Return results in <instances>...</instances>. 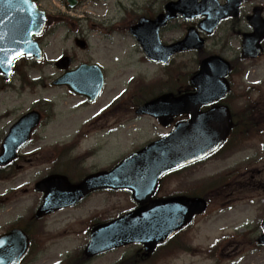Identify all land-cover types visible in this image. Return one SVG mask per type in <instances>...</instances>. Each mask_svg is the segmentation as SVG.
<instances>
[{
  "label": "rangeland",
  "instance_id": "374dc122",
  "mask_svg": "<svg viewBox=\"0 0 264 264\" xmlns=\"http://www.w3.org/2000/svg\"><path fill=\"white\" fill-rule=\"evenodd\" d=\"M38 1L47 11L55 12L62 7L61 0ZM97 1L93 5L87 2L85 10L76 12L92 18L84 23L86 38L89 47L97 50L106 61V88L95 103L81 105L82 99L70 93L66 87L50 86V81L59 72L47 64L48 62L35 65L33 60H23L17 65L11 84L4 87L5 85L0 83V113H11L0 120V135L6 130L8 123L29 109L36 108L42 114V124L33 135L32 145L27 148L36 150L37 156L32 162L24 163L11 178L0 180V202L6 201L3 206L0 205V225L20 222L22 219L15 220L16 217H26L27 211L28 216L34 213L31 209L36 205L39 194L33 189V185L47 172H66L68 179L72 181L76 169L83 177L87 173L108 168L168 132L171 126L163 127L150 117L135 118L133 103H139L144 98L169 88L188 87V78L198 67L197 52L178 54L165 67L144 62L142 51L131 36L122 38L121 34L114 35L108 41L101 38L96 27L91 25V21L97 23V20L122 18L126 13L125 7L134 10L128 16L130 22L120 24V28L127 27L131 20L142 13L147 16L153 14L159 7L158 2L154 4L153 0ZM159 1L163 4L168 0ZM255 3L264 7V0H255L253 5ZM251 5L252 2L246 3L242 9L243 13L250 12ZM185 24L182 21L171 23L169 29L161 32L162 41L167 43L180 38L187 27ZM242 24L245 26L244 22ZM227 34L223 29H218L215 35L227 37ZM72 38L73 35L68 34L67 29L63 27L50 37L43 36L44 58L47 61L55 60L64 51L75 50L82 60H97L94 53L88 55L74 46ZM210 43L207 49L211 47ZM238 47V42L230 33V38L225 39L222 55L227 59L234 58ZM102 53L111 54V59ZM243 65L247 68L245 74L242 75L240 71V74L237 73L232 78L234 96L231 95L227 102L232 113L243 112L241 105L244 98L239 100L236 93L247 86L252 85L258 89L254 94L258 101L264 99V53L255 60L244 61ZM19 72L22 76L27 75L29 79L35 77L42 81L36 83L33 88H24L20 84ZM139 76L145 85L141 88L135 87L133 92L127 93L130 79ZM152 91L154 92L151 93ZM116 97L119 98L115 100ZM262 103L264 102L260 104ZM105 109L112 111V116L104 115ZM258 109L264 111L261 105ZM260 126L245 139L239 132L233 133L229 141L231 147L220 153L223 155H216L189 167L176 177L169 176L166 179L160 195L169 194L175 189L187 191L198 183L199 186L194 187L193 191L200 194L206 192L211 199L206 211L195 217L193 225L168 245L157 249L151 257L139 258L137 251L141 252L142 249L140 245L132 243L89 257L85 264H118L125 257H129L131 261L139 259L124 264H264V246H256L254 242L261 233L260 224L264 218V123ZM81 127L87 136L79 139V146L74 150V154L83 151V157L71 162L61 161L59 149L52 150V147H62L72 141ZM72 152L73 150L69 153ZM232 167H237L236 175L240 177L239 182L246 183V188H241L232 195L230 192L221 199L207 187V182L203 186L202 180L205 181L223 171L228 173L227 169ZM175 180L178 182L177 187ZM14 186L18 188L11 190ZM1 192L5 194L1 195ZM130 206L132 201L127 192H97L81 204L57 210L38 221L34 220L36 225H44L47 230L45 238L49 240L44 255L35 264H54L67 252L80 245L84 246L89 237V231H86L88 226L90 230L92 224L110 220ZM23 220L25 222V219Z\"/></svg>",
  "mask_w": 264,
  "mask_h": 264
},
{
  "label": "water",
  "instance_id": "95a60500",
  "mask_svg": "<svg viewBox=\"0 0 264 264\" xmlns=\"http://www.w3.org/2000/svg\"><path fill=\"white\" fill-rule=\"evenodd\" d=\"M238 5L239 0H235L234 5L224 7H219L212 0L201 3H196L195 0L168 2L164 6V13L158 14L154 19L140 18L129 28V32L150 60L166 62L173 53L201 48L203 42L196 31L189 28L182 40L168 45L162 44L158 32L167 21L178 14L185 19L205 15L206 18L198 27L209 32L220 18L236 15ZM248 20L254 30L244 34L242 50L245 56L255 57L261 53L259 41L264 36V19L260 16V10L255 9ZM43 24L44 14L31 0H0V71L5 78L11 72L13 60L19 55L41 58L32 35L39 34ZM80 45L83 46L81 43ZM68 64L67 58L56 62L59 68H65ZM228 71L229 64L222 58H204L198 71L190 78L195 91L178 96L163 93L139 107L136 113L157 116L162 124H166L172 115L181 112H191L192 118L178 123L166 137L128 156L111 171L88 175L75 185L66 184L64 178L58 175H51L38 182L36 188L43 190L45 195L37 216L72 204L88 192L104 187L128 188L135 200L145 201L155 189L157 178L165 170L197 160L215 150L229 131V109L224 105L213 106L202 112L197 109L227 94L229 86L224 77ZM102 82V74L96 66L80 65L74 70L66 71L53 84H67L73 91L93 99L100 91ZM38 119V113L30 112L10 128L1 146L0 165L14 157L15 150L27 139ZM152 154L157 155L156 163L150 157ZM205 208L206 202L203 198L179 196L153 201L151 205L137 208L111 222L96 226L88 249L95 252L131 241L144 242L147 249H150L155 243L164 241L187 225L194 214L203 212ZM262 230L258 242L264 244V220ZM9 235L18 238L25 245L26 239L20 231L14 230ZM24 249L23 246L17 256Z\"/></svg>",
  "mask_w": 264,
  "mask_h": 264
},
{
  "label": "flooded vegetation",
  "instance_id": "af4514ba",
  "mask_svg": "<svg viewBox=\"0 0 264 264\" xmlns=\"http://www.w3.org/2000/svg\"><path fill=\"white\" fill-rule=\"evenodd\" d=\"M69 1L70 0H61V2L63 3L64 12L60 11V15H52V14L48 15L47 21H46V26L53 27L56 21H59L61 23H66V22H68L69 19H72V21H69V22H71L70 23L71 26L67 30H69L68 34L73 35L72 39H74V43L77 45L78 40H81L79 38H85L87 36V33H85L86 31L84 29V23L89 21V17L81 16V15H78L77 17H73L72 15H68L67 13H69L71 10H76V9L81 10L82 8H84L86 0H73V7L74 8H72V9L69 7ZM216 1L221 5H224L227 2L226 0H216ZM240 1H241V3H240V6L238 7L236 17H227V18L221 20L217 24V27L211 33H205L203 31L198 30L199 34L201 36H203L204 40H205V47L202 49V52L206 53L207 55L215 54V55L223 56L222 53H223V50L225 49V39L228 40L230 38V33H232L234 40L237 41L239 44V47L237 49L238 52L235 53L234 58L228 59L230 62V66H231L232 71L236 70V69L239 70L240 64H242L244 61L243 60L244 58H242L241 51H240V43L242 40V34H243V32H247V31L251 30L250 27L248 26L247 22H246L248 12L243 13L242 9L246 3H248V2L250 3L252 0H240ZM157 2L159 3L158 9L153 11V14L151 13L150 15H148L147 16L148 18H153L156 14L163 11V5L164 4H161V2L159 0H153L154 4ZM90 4L93 5V4H95V2L93 0H90ZM253 7L254 6H250V9H252ZM124 10L126 11V13L123 14L122 18H119L117 20L111 19L108 21H103V20L98 21L97 20V23H94L93 21H91V25L96 27V31L99 32L100 37L105 39V40L110 41L114 35H120V34H121L122 38H125V37H127V34L122 32V30L119 31L120 27L118 24H128L130 22L128 20V15L130 14V12H133L134 10L133 9L129 10V9H126L125 7H124ZM61 14H63V15H61ZM142 15H144V14L142 13ZM139 16H141V15H139ZM139 16H138V18H139ZM138 18L131 20L132 24L136 23ZM200 19L201 18H197V19H194L192 21L185 22L182 18L178 17V18L174 19L173 21L168 22L163 28H161L160 34L162 31L169 29L171 27L170 24L173 22L177 23L178 21H182V22L186 23L185 26L188 27L189 25L197 26ZM114 22H115V24H117L116 26H118V27H116V28L112 27V26H114ZM242 22H244L245 26H243ZM187 27L184 29L185 31H186ZM218 29H223L224 31H226V33H228L227 37H223V36L219 37V35H215L216 31ZM185 31H184V34H185ZM184 34L180 38H182L184 36ZM180 38H178V39H180ZM178 39H176V40H178ZM173 41H175V40H173ZM209 42H211L210 43L211 47L207 49V45ZM230 45H231V42H230ZM82 51H83V53L87 52L88 55H91L94 53L97 60L96 59L95 60H93V59L82 60V59H80L81 56L80 57L77 56L76 52H74V51L68 52V54L70 55L73 62H76L77 64H80L83 62L89 63V64H95V65H99L102 68V70L105 71L104 70V63L106 61L102 58L101 55H99L97 53V50L92 49L90 47H87L85 49H82ZM189 52H195V51H182V52L176 53L174 56L181 54V53H189ZM102 55H104L108 58L112 57V55L108 54V53H104V54L102 53ZM143 59H144V62L147 61L145 57H143ZM234 76H236V75H234ZM139 78H140V76H139ZM129 91H130V86L127 89V93H129ZM79 97L82 99L81 105H83V104L86 105L87 103H92L82 96H79ZM207 107L208 106H203L202 109H206ZM116 108H118V107H116ZM106 110L103 111L104 115L112 116L113 112L112 111H106ZM10 114H11L10 112L0 113V120L3 119L7 115L10 116ZM20 116H21V114L19 116H17L14 120H12L11 123H8L7 126L9 127L11 124H13ZM189 117H190V113L182 114L179 116H174L168 125L172 127L173 125H175V123L177 121L184 120V119L189 118ZM155 120H157V119H155ZM41 124H42V121L40 122L37 129H39ZM5 127H6V124H5ZM8 127H6V130H4V132L0 135V151H1L2 141L4 139V136L7 132ZM100 127L103 128V126H100ZM33 131H36V129ZM82 132H83V128L81 127L76 132V134H83ZM33 133L34 132H32V134ZM32 134L30 135L29 140H27L26 142H24L23 144H21L19 146V148L17 150V157L14 160H12L10 163H8L6 166L0 167V179L1 178H8L9 176L11 178L15 174L16 170L21 169L23 167L24 163L32 162L33 158L35 156H37V152L33 151V149L27 150V148L32 145V141L34 139L32 137L33 136ZM78 146H79V144L76 143L74 145L68 146L67 148H65L63 150H59V154H61V158L76 161V160L80 159L81 157H83V154H84L83 151H81L82 154H80L78 156H76L74 154V150ZM72 150H73V152L69 153ZM77 154H79V153H77ZM189 167L190 166H186V168H183L179 171L175 170V171H173L175 173L173 175H165V176L161 177L158 181L157 191L152 196L149 197V200L147 202H144V203L147 204L154 199L166 198L169 196L179 194L178 191L180 189H175L170 193L168 192L169 194L160 195L161 187H163V185L166 182V179L169 176H171L172 178L176 177L178 175V173L184 172ZM175 183H176V187H177L178 182L176 180H175ZM15 188L16 187L14 186V188L11 190H15ZM97 192H112V190H109V189L103 190L102 189L100 191L92 192L91 194H89L88 196H86L85 198L80 200L76 205L83 203L93 193H97ZM4 194L5 193H3V195ZM39 195H41V194L39 193ZM4 202H6V201H4ZM4 202H0V205L3 206ZM40 203H41V199L39 196L36 205H33V208L31 209L32 212H35L36 208L40 205ZM67 208H69V207H67ZM28 214L29 213L27 211L26 217H23V215H18V217H16L15 220L20 218V219H22V220H20V222L16 221L15 223H9V224L7 223V224H1L0 225V254L9 253V252L13 253L16 251V249H14L12 247L13 245L16 244L15 240H13V235H9V233L12 230L20 229L25 234V236L27 237V240H28L27 249L17 264H35L36 261L44 255L46 248H47V244L49 242V240H46V238H45L47 235V230L44 229V225H40V224L36 225L34 223V220L38 221L39 219H42L45 216L40 217V218H35L33 213L29 216H28ZM23 219H25V222H23L24 221ZM86 244L82 247H80L81 246L80 245L78 248L67 252L66 255L58 261V264H78L77 261H79V259L80 260L83 259L85 261V263L88 262L87 259L89 257H92V256L86 255ZM137 252H138L139 258L140 257L143 258L146 256V252H145L143 245H142L141 252L139 250ZM99 254H101V253H99ZM69 255H72L73 261H70V260L66 261V258ZM125 258H126V261H124V262L120 261L118 264H123V263L128 262V261L135 262L136 260L139 259V258H137L136 260L131 261L129 259V257H125ZM131 264H134V263H131Z\"/></svg>",
  "mask_w": 264,
  "mask_h": 264
},
{
  "label": "trees",
  "instance_id": "16d2710c",
  "mask_svg": "<svg viewBox=\"0 0 264 264\" xmlns=\"http://www.w3.org/2000/svg\"><path fill=\"white\" fill-rule=\"evenodd\" d=\"M261 102H264V99H261L260 101L258 100L254 101L250 99V97H247L245 103L241 107V109H243V112L233 113V118L235 120V123L238 125L237 127L241 129L242 138L243 137L246 138L249 132H254L255 130L261 127L260 124L264 123V118L261 119L259 118L260 116L264 117V111L263 110L260 111V109H258L260 105L264 107V103L260 104ZM241 186L246 187L247 185L242 183ZM263 186L264 184H262V187ZM202 196L206 197L204 194H202Z\"/></svg>",
  "mask_w": 264,
  "mask_h": 264
}]
</instances>
